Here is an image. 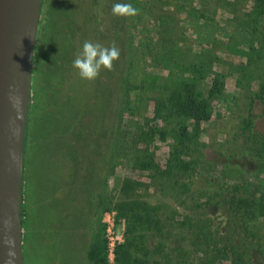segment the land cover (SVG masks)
<instances>
[{
    "label": "rangeland",
    "instance_id": "obj_1",
    "mask_svg": "<svg viewBox=\"0 0 264 264\" xmlns=\"http://www.w3.org/2000/svg\"><path fill=\"white\" fill-rule=\"evenodd\" d=\"M191 2L193 8H205L213 20L227 24L225 19L238 15L250 1ZM116 3H131L139 14L113 16L111 9ZM43 18L48 39L43 40L42 47L46 44L50 52L45 65L51 80L47 87L48 83L36 73L30 82V122L36 115L30 127L37 129L45 122V131L38 130L44 136L34 138L33 146L38 144L39 149L30 162L32 196L33 188L41 187L42 211L27 204L30 184H24L22 212L24 229L29 227L31 233L30 224L36 221L43 227L39 228L43 242L35 251L36 264H70L73 247L79 249L87 239L80 228L87 227L86 195L92 184L89 173L94 175L95 183L100 177L99 185L90 188L88 198L90 206L96 207L91 214L89 243L92 238L103 243L99 256L104 262L100 264H117L116 259L108 260V229L118 232L120 241L115 245L124 243L128 259L134 264L229 263L230 253L223 251L224 239L230 237L228 214L238 216L242 212L241 207L234 209V198L245 196L247 167L264 152V103L253 101L249 107L253 129L259 133L243 129V120L248 116L245 94L234 85L225 52L215 51L218 62L214 70L220 74L222 92L210 99V118L198 126L191 146L182 149L178 162L169 166L171 137L150 132L158 126L153 119L155 100L158 106L163 104L158 81L152 84L149 80V74L155 72L151 60L163 37H174L180 49L191 47L197 52L202 46L200 30L159 0H45ZM85 41L104 46L115 42L120 50L113 70L102 69L95 81L79 78L72 67ZM124 43L128 47L123 48ZM209 78L205 77V84H209ZM37 119L42 122L38 124ZM109 133L113 140L109 150L108 146L104 148L101 160L99 147ZM66 154L67 166L64 159L61 161ZM240 156H245L244 164ZM57 180L66 183L68 192L51 196ZM256 182L264 190V171L257 174ZM138 202L143 204L142 209H135ZM138 216L140 219H135ZM156 218L159 224L155 226ZM47 224L63 226L60 240L54 238ZM260 224L254 221L253 228L248 223L247 229L258 232ZM210 229L214 238L206 241L203 232ZM234 245L238 249L242 242ZM87 248L83 249L80 264H99L86 259ZM22 259L23 264L31 263L29 250Z\"/></svg>",
    "mask_w": 264,
    "mask_h": 264
},
{
    "label": "trees",
    "instance_id": "obj_2",
    "mask_svg": "<svg viewBox=\"0 0 264 264\" xmlns=\"http://www.w3.org/2000/svg\"><path fill=\"white\" fill-rule=\"evenodd\" d=\"M160 1L166 6L174 7L175 11L183 16L181 20L187 21L195 30H200L201 42L199 44L202 45L197 52H192L191 47L182 50L174 37L172 40L163 37L161 43L159 42V48L152 56L151 64L155 72L149 74V80L152 84H156L158 81L156 85L163 96V104L158 106V101L155 100L157 107L153 119L157 122L154 125L158 126L155 130L150 129V132L153 136L156 134L159 137H164L169 134L171 137L167 159L170 166L178 162V155L182 149L185 151L191 146L192 136L197 133L198 126L210 118L212 96L222 92L220 74L214 70V66L218 62L216 55L218 51L225 52L229 59L230 71L234 76V85L236 89L245 94L248 116L243 120L242 128L256 134L257 131L253 129L249 118V107L253 101L264 103V0H246L250 1L247 7L243 6L238 15L226 18L227 24L223 21L221 24L219 20H213L212 15L205 8H193L192 0ZM41 31L39 44L35 50L34 72L32 71L31 78L35 77L41 65L37 55L42 51L41 41L46 39L41 35ZM126 45L128 47L126 43L122 44V47L124 48ZM213 45L215 46L214 50L211 49ZM206 76L210 77L209 84L204 83ZM29 111L30 100L28 114ZM141 123L144 124L143 121ZM190 130L193 132L192 135ZM112 136L105 138L104 146H108V150L113 140ZM262 150L254 149L253 151L261 152ZM258 155L261 156L256 155L255 162L251 164L250 168L247 167L248 182L243 183V186L246 187L245 196L234 198V209L241 207L242 212L238 216L228 214L230 216V221L227 219L228 226L230 225L228 228L230 237L225 238L223 244V251L227 255L230 253V260L227 264H264V236H262V230L264 231V190H260L256 182L257 174L264 171V152L258 153ZM239 159L242 164L246 162L245 156H240ZM210 179L212 178L210 177ZM105 182L104 179L103 183ZM136 206L135 209L143 208V204L140 202ZM143 211L144 213L148 212L147 209H143ZM133 213L138 214L134 211ZM135 219H140V217ZM236 219L239 220V225H237ZM254 221L261 223L258 232L253 230ZM153 223L156 226L159 224V220L156 218ZM248 223L252 225V230L247 229ZM222 229L226 230L227 228ZM242 229H245L244 233L241 232ZM204 233L203 237L206 241L214 238L211 229ZM242 234L245 237H242ZM233 242H242V245L237 246V249L234 245L237 243ZM232 243L233 245H231ZM100 245L102 248L103 243L98 242L95 238L90 240L86 250L88 261H97L99 264L104 262V259L99 256ZM126 251L124 243L115 245L113 259H116L117 264H134L129 261L128 251ZM220 257L222 258V256ZM209 263L214 264L213 262ZM152 264L161 263L153 261Z\"/></svg>",
    "mask_w": 264,
    "mask_h": 264
},
{
    "label": "water",
    "instance_id": "obj_3",
    "mask_svg": "<svg viewBox=\"0 0 264 264\" xmlns=\"http://www.w3.org/2000/svg\"><path fill=\"white\" fill-rule=\"evenodd\" d=\"M43 0H0V264H23V137Z\"/></svg>",
    "mask_w": 264,
    "mask_h": 264
},
{
    "label": "flooded vegetation",
    "instance_id": "obj_4",
    "mask_svg": "<svg viewBox=\"0 0 264 264\" xmlns=\"http://www.w3.org/2000/svg\"><path fill=\"white\" fill-rule=\"evenodd\" d=\"M44 1V3H45V0H43ZM93 1H96V0H93ZM119 23H120V21H119ZM43 27V28H42ZM41 28V35H43L44 36V38H46V39H48L47 38V29H46V26H45V24H43V26H42ZM117 30H118V28H117ZM45 33V34H44ZM42 44H43V41H41V44H40V48H42V51L37 55L38 57H37V59H38V62H40L41 63V65H40V67H39V70H38V73H40V78H42V81H45V83L47 82L48 83V85H47V87L49 86V82H50V80L51 79H48L47 77H50L49 76V68H47L46 67V61H47V59L49 58V56H50V52H49V49L47 48V45L45 44V46H44V49H43V47H42ZM38 68V67H37ZM49 69V70H48ZM48 80V81H47ZM30 96L31 95H29V100H30ZM43 101H44V99H43ZM114 103H115V101H114ZM36 115L34 116V118L31 120V122H30V111H29V114L27 113V117H26V120H25V132H24V137H23V158H22V170H23V165L27 162V160L29 159V158H31V155H32V151L34 150V148H37V149H39V146H38V144L36 145V146H33V142H34V138L35 139H38V138H40V136L41 137H43L44 135H43V132L41 133V132H39L38 130L39 129H44V131H45V122L43 121V124L41 125V126H43V127H37V129H34V128H32V127H30V125H32L33 123H34V120H36ZM110 120H111V117H110ZM39 122H42L41 120H38L37 119V123L39 124ZM110 123H111V121H110ZM109 123V124H110ZM111 134L109 133V136H110ZM102 142V141H101ZM106 146H104V144L102 145V147L100 146L99 147V149L101 150V160L103 159V157H104V148H105ZM65 160V164H66V166H67V161H68V158H67V154L66 155H64V157H62L61 158V161L62 160ZM100 166V165H99ZM57 171V170H56ZM95 172V171H94ZM21 174H22V172H21ZM98 174V176H100L99 174H100V172L99 173H97ZM89 176L91 177V186L89 187V190H90V188H92V185L93 186H97V185H99V181H100V177H97V179H98V182L97 183H95V180H94V175L92 174V173H89ZM62 179L63 178H61V181H62ZM96 179V180H97ZM21 181H22V179H21ZM58 181V180H57ZM40 190H41V187H39V189H38V191H37V193H36V196H35V206H37L41 211H42V209H41V207H40V195H39V193H40ZM89 190H88V192H87V210H88V212H87V214H86V223H87V227L86 228H80V231H82L83 232V234H85V232L87 233V235H88V237H87V239L84 241V242H82L81 243V246H80V248L79 249H77L76 248V246H74L73 247V249H72V252H71V255L73 256V254H74V258L72 259V263H70V264H80L81 262H82V259H83V255H84V251H83V249L87 246V245H89V236H90V223H91V214H93V211H94V209H96V207L95 206H90V204H89V200H88V198H89ZM66 192H68V187H67V185H66V183H62V182H59L58 181V183L56 182V184L53 186V187H51V196H57L58 197V195L59 196H61V194H64V193H66ZM21 198V197H20ZM21 212H22V203L20 202V216L22 215L21 214ZM21 220V228H23V222H22V218L20 219ZM37 223L35 224V227L33 228L34 229V238H35V249L36 248H39L40 246H41V243L43 242L42 241V238L41 237H39V235H40V229L39 228H43V227H41V225L39 224V222L38 221H36ZM37 225V226H36ZM48 225V227L47 228H51L52 229V231H53V234H54V238L56 239V240H60V236L59 235H61L60 234V228H63V226L62 225H59V224H56V225H52V224H47ZM75 229H77V227H75ZM79 236H80V234H79ZM20 241H22V239L20 240ZM77 241V240H76ZM75 241V242H76ZM50 243H52V240H50L49 241ZM67 250H63L62 252H66ZM62 252H59V257H62L63 256V254H62ZM69 254H70V252H68V254H67V258H68V260H69ZM56 255V254H55ZM70 261V260H69ZM68 261V262H69Z\"/></svg>",
    "mask_w": 264,
    "mask_h": 264
},
{
    "label": "clouds",
    "instance_id": "obj_5",
    "mask_svg": "<svg viewBox=\"0 0 264 264\" xmlns=\"http://www.w3.org/2000/svg\"><path fill=\"white\" fill-rule=\"evenodd\" d=\"M111 12L116 17H134L139 14V9L131 3H116L112 6ZM119 57L120 50L115 42L110 46H104L99 42L85 41L82 50L72 61V67L77 70L79 78L95 81L102 69L112 71L113 62Z\"/></svg>",
    "mask_w": 264,
    "mask_h": 264
},
{
    "label": "crops",
    "instance_id": "obj_6",
    "mask_svg": "<svg viewBox=\"0 0 264 264\" xmlns=\"http://www.w3.org/2000/svg\"><path fill=\"white\" fill-rule=\"evenodd\" d=\"M37 148H34V150L32 151V155H31V158L33 157V159L31 160V158H29L27 160V162L23 165V170H22V174H21V203H22V212L24 211V208H23V203H24V194L23 192L25 191L24 190V184H30V187H29V190H28V201H27V204H29V206H33V208L35 207V196H36V193L39 189V187H35L33 188L34 191H35V195L34 197L32 196V187H31V183H30V180L32 179V176H33V172L31 171L30 169V162H33L34 160V156H33V153L35 152ZM21 212V214H22ZM21 218H22V221H23V215H21ZM28 227V226H27ZM30 227L31 228H34L35 227V222L33 223V225L31 226L30 224ZM31 233L33 234L34 233V229L31 230ZM29 232V227L28 228H21V251H22V254L24 255L25 253V250H29V260L31 261L30 264H36L38 263V259L35 260V238H34V235H30L31 234Z\"/></svg>",
    "mask_w": 264,
    "mask_h": 264
},
{
    "label": "built area",
    "instance_id": "obj_7",
    "mask_svg": "<svg viewBox=\"0 0 264 264\" xmlns=\"http://www.w3.org/2000/svg\"><path fill=\"white\" fill-rule=\"evenodd\" d=\"M119 241H120V235L118 234V232L108 229V235H107V240H106V248H107V251H108V254H107L108 260L110 262L113 261L114 246Z\"/></svg>",
    "mask_w": 264,
    "mask_h": 264
}]
</instances>
